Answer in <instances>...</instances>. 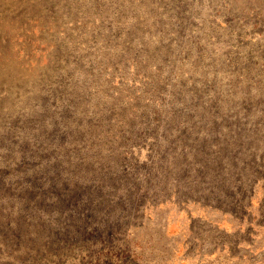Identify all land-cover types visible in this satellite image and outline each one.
Instances as JSON below:
<instances>
[{
  "label": "rangeland",
  "instance_id": "rangeland-1",
  "mask_svg": "<svg viewBox=\"0 0 264 264\" xmlns=\"http://www.w3.org/2000/svg\"><path fill=\"white\" fill-rule=\"evenodd\" d=\"M0 264H264V0H0Z\"/></svg>",
  "mask_w": 264,
  "mask_h": 264
}]
</instances>
